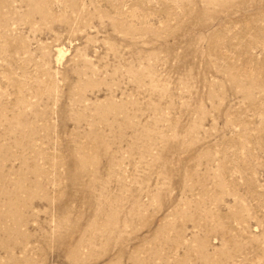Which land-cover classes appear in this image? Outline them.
Masks as SVG:
<instances>
[{
  "label": "rangeland",
  "instance_id": "obj_1",
  "mask_svg": "<svg viewBox=\"0 0 264 264\" xmlns=\"http://www.w3.org/2000/svg\"><path fill=\"white\" fill-rule=\"evenodd\" d=\"M0 264H264V0H0Z\"/></svg>",
  "mask_w": 264,
  "mask_h": 264
}]
</instances>
